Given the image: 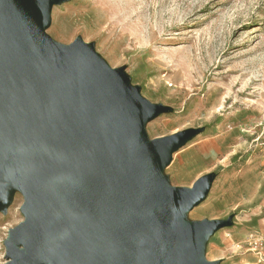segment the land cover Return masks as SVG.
<instances>
[{"label": "water", "instance_id": "1", "mask_svg": "<svg viewBox=\"0 0 264 264\" xmlns=\"http://www.w3.org/2000/svg\"><path fill=\"white\" fill-rule=\"evenodd\" d=\"M62 0H0V208L16 179L29 216L11 264H192L215 227L176 228L177 213L206 193L166 188L161 168L187 132L146 142L137 126L154 112L82 42L60 50L43 29Z\"/></svg>", "mask_w": 264, "mask_h": 264}, {"label": "rangeland", "instance_id": "2", "mask_svg": "<svg viewBox=\"0 0 264 264\" xmlns=\"http://www.w3.org/2000/svg\"><path fill=\"white\" fill-rule=\"evenodd\" d=\"M44 35L60 50L88 46L121 88L154 112L137 128L146 142L189 134L163 166L166 188L206 193L177 213L176 228L214 229L192 264H264V0H62ZM0 208V264L29 216L27 179ZM48 264H51L50 262Z\"/></svg>", "mask_w": 264, "mask_h": 264}]
</instances>
